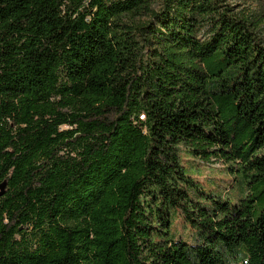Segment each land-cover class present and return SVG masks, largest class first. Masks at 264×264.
<instances>
[{
  "label": "trees",
  "instance_id": "16d2710c",
  "mask_svg": "<svg viewBox=\"0 0 264 264\" xmlns=\"http://www.w3.org/2000/svg\"><path fill=\"white\" fill-rule=\"evenodd\" d=\"M247 1L0 0V264H264V0ZM181 145L249 194L204 191Z\"/></svg>",
  "mask_w": 264,
  "mask_h": 264
},
{
  "label": "rangeland",
  "instance_id": "374dc122",
  "mask_svg": "<svg viewBox=\"0 0 264 264\" xmlns=\"http://www.w3.org/2000/svg\"><path fill=\"white\" fill-rule=\"evenodd\" d=\"M239 11L248 14L258 12L259 7L256 3L247 0H229ZM158 6V3L155 4ZM261 35L264 41V22L261 25ZM142 119L144 117L142 116ZM180 156L183 166L188 174L200 184L207 193L220 196L232 203H238L242 198L249 194L248 187H242L236 182L234 176L227 171V164L223 161L212 160L211 162L203 161L192 156L185 145H181ZM172 236L176 240H183L190 244L198 242L196 231L186 222L180 211L173 212Z\"/></svg>",
  "mask_w": 264,
  "mask_h": 264
}]
</instances>
